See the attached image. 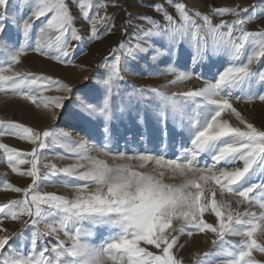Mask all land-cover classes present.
<instances>
[{
  "label": "snow or ice",
  "instance_id": "1",
  "mask_svg": "<svg viewBox=\"0 0 264 264\" xmlns=\"http://www.w3.org/2000/svg\"><path fill=\"white\" fill-rule=\"evenodd\" d=\"M129 6L149 11L126 12L118 26L122 0H0V91L53 120L74 103L69 116L85 133L0 118V157L30 181L0 180L21 194L0 204V264H185L186 249L189 264H264V122L239 107L264 105V0ZM117 30L128 39L109 44L89 75L76 51ZM29 53L80 79L24 69ZM136 73L164 82L130 84ZM53 146L73 162L42 163ZM50 183L67 192L40 190ZM201 237L209 250L195 247Z\"/></svg>",
  "mask_w": 264,
  "mask_h": 264
},
{
  "label": "rangeland",
  "instance_id": "2",
  "mask_svg": "<svg viewBox=\"0 0 264 264\" xmlns=\"http://www.w3.org/2000/svg\"><path fill=\"white\" fill-rule=\"evenodd\" d=\"M124 2V7L126 11H120L119 14L116 16V24L119 26L122 23L123 17L126 15V12H144L149 11L145 7H130L129 5L133 2V0H122ZM185 2L189 7H195L200 11H206L207 5L212 3L213 0H182ZM216 3H239L241 6L247 5L252 3L253 0H215ZM16 0H10V5H15ZM109 12L116 11L113 8L108 9ZM152 14V13H150ZM226 19H231V17H225ZM220 17H214V22H219ZM250 27H255L250 26ZM118 39H128L126 36H122L120 31L117 30L115 35L109 37L104 43H92L88 46V52L86 56H81L79 50L76 51L74 59L77 63L85 62L88 66V74L91 75L93 72L96 71L94 67L100 61L102 55L107 54L108 45L111 44L113 41ZM23 68L35 72L37 74L43 72L44 74H51L58 76L60 78L65 79L67 82L75 83L80 79L81 72L79 69L74 68H65L63 66H56L54 62H49L46 57H42L39 54L29 53L27 58L23 60ZM126 80L130 84L141 85H156L164 82V78L160 79H148L144 76L143 73H136L133 75H127ZM93 82H95V77H93ZM199 86L197 82L192 81L188 82L187 84H181L178 87L182 89L196 87ZM54 94V93H49ZM9 97V98H7ZM7 99H10L7 101ZM1 102L5 105H1ZM10 103V104H9ZM23 105V107H22ZM12 106V107H10ZM4 107H7L5 110ZM75 107L74 103H70L68 108L64 110H57V115L59 117L58 120H53L50 117H46L45 113L34 109L28 102H25L19 98H13L11 93L5 94L4 92L0 91V117L4 116H11L15 120H26L29 121L30 124H35V128L37 129H54L55 131H65L71 134L73 139H80L85 137V133L80 131L79 126L76 124L74 120H72L69 116V109ZM239 107L244 110V114L250 119L256 122L257 126L260 125L261 122H264V105L259 104L258 102L255 105H249L245 107L244 103L241 102ZM12 109V110H11ZM40 119H38V118ZM33 127V126H32ZM132 132H129L128 135L132 136ZM64 143V142H62ZM120 149L124 150V141L121 140L120 142ZM95 155V153H92ZM42 163L48 161H41ZM67 191V189H65ZM43 192V191H42ZM63 194V193H60ZM13 195H16L14 193ZM19 198L18 196L12 197ZM10 222V221H9ZM7 228H12V231H15L19 228V224H15L13 222L8 223ZM229 239L238 240V237H230ZM195 247L198 248L201 252L209 250L212 246L210 241H205L202 237L198 238L195 242ZM189 250L186 249L182 252L185 256V264H189ZM259 258V257H258Z\"/></svg>",
  "mask_w": 264,
  "mask_h": 264
},
{
  "label": "crops",
  "instance_id": "3",
  "mask_svg": "<svg viewBox=\"0 0 264 264\" xmlns=\"http://www.w3.org/2000/svg\"><path fill=\"white\" fill-rule=\"evenodd\" d=\"M9 98V97H7ZM10 99H7V101ZM10 104V103H9ZM1 105H7L6 103L3 104L1 102ZM12 107V106H10ZM23 107V105H22ZM4 109L6 110L7 107H4ZM12 110V109H11ZM0 118H11L13 119V117L11 116H2ZM38 118V117H37ZM40 119V118H38ZM15 120V119H14ZM19 122L25 123L28 126H33L34 128L36 127L35 124H30L29 121L26 120H17ZM4 143L9 144L12 147H16L18 149L21 150H27L29 149V145L25 142L19 141L16 138H12V137H5L2 138ZM63 141H60V143H62ZM57 153H60V155H64V150L63 148H60L58 146H53L48 150L43 151L42 153V161H48V162H53L56 163L58 166L63 165V164H67L70 162H73V158H69V157H65L63 160L60 159V157L57 155ZM22 167H26V166H22ZM6 179L7 181L15 184L16 186H26L27 183H29V179L27 178H20L17 174L12 173L11 169L9 168V166L7 165L6 161L0 157V180H4ZM65 187L60 184V183H55V184H42L40 187V190L43 192H56L57 194L63 193L65 194L67 191H65ZM65 192V193H64ZM14 193L10 192V191H5L2 186H0V204L2 203H6L9 199H12V197L14 196H18L20 198L21 194H16L13 195ZM8 223H11L9 221H5V227L8 226ZM12 228H9L10 231Z\"/></svg>",
  "mask_w": 264,
  "mask_h": 264
},
{
  "label": "bare ground",
  "instance_id": "4",
  "mask_svg": "<svg viewBox=\"0 0 264 264\" xmlns=\"http://www.w3.org/2000/svg\"><path fill=\"white\" fill-rule=\"evenodd\" d=\"M65 193V192H64Z\"/></svg>",
  "mask_w": 264,
  "mask_h": 264
}]
</instances>
